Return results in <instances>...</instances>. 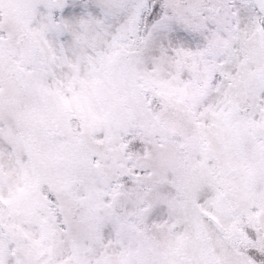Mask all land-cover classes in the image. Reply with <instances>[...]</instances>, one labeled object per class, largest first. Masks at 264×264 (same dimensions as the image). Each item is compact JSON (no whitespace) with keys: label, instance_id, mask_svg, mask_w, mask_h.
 <instances>
[{"label":"snow or ice","instance_id":"obj_1","mask_svg":"<svg viewBox=\"0 0 264 264\" xmlns=\"http://www.w3.org/2000/svg\"><path fill=\"white\" fill-rule=\"evenodd\" d=\"M0 264H264V0H0Z\"/></svg>","mask_w":264,"mask_h":264}]
</instances>
